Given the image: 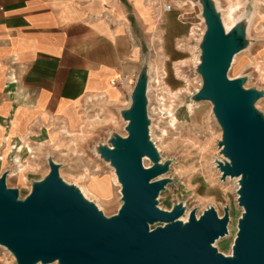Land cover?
Segmentation results:
<instances>
[{"label": "water", "instance_id": "obj_1", "mask_svg": "<svg viewBox=\"0 0 264 264\" xmlns=\"http://www.w3.org/2000/svg\"><path fill=\"white\" fill-rule=\"evenodd\" d=\"M206 31L200 43L198 72L203 85L194 100L209 101L222 129L219 142L225 161L218 162L221 180L239 178L238 204L243 213L232 255L214 243L228 235L229 208L220 218L214 208L188 221L182 204L171 211L158 207L169 180V163H161L150 140L148 74L144 67L123 111L127 136L114 135L110 146L98 147L114 167L121 184L122 206L106 217L81 191L65 183L60 165L48 160L50 172L19 199L0 178V245L17 264H264V115L255 103L264 96L245 89L244 78L229 79L235 55L246 47L242 25L226 32L213 0H200ZM152 161L146 168L144 158ZM157 225L154 229L151 226Z\"/></svg>", "mask_w": 264, "mask_h": 264}, {"label": "rangeland", "instance_id": "obj_2", "mask_svg": "<svg viewBox=\"0 0 264 264\" xmlns=\"http://www.w3.org/2000/svg\"><path fill=\"white\" fill-rule=\"evenodd\" d=\"M191 2H194V7ZM213 2L216 9L219 8L217 11L220 17L230 2L240 3L236 10L237 25L245 28L246 47L238 53V64L232 68L231 63L228 71L229 79L244 78L245 89L254 88L264 93V0H213ZM198 3L201 1L175 0L172 3L175 8H179L182 21L186 23L183 25L184 37L177 43L172 42L169 45L168 50L174 53L173 57L169 55L168 59L162 45L159 44L162 38L158 26L160 19L157 18L151 29L153 34L152 39L150 37V42H153L152 47L150 45L151 52L149 49L146 51L147 60L144 67H147L148 86L150 78L152 80V89L151 91L148 89L147 94V97L149 94L151 97L150 100L148 99L150 140L156 148L160 147L157 151L161 163L170 164L168 173L163 176L169 182L159 194L157 205L161 210L171 211L175 205L182 204L185 208L182 217L186 215V211L189 215L195 211L196 216L200 217L204 211L214 208L222 218L224 208L228 207L230 216L228 228L233 225L235 231L229 237L228 246H221L219 240L226 238L229 233L213 245L218 252L230 256L243 208L238 204L239 188L237 189L235 181L221 180V173L215 168V164L225 161V157L219 147L222 129L214 116L213 105L209 101L194 100V95L203 85L198 67L192 61L194 52L197 51L196 47L199 46L200 30L203 28L198 17L200 13ZM162 4L163 7L166 3ZM194 25L198 30H195V36H191V28ZM9 75L8 72L5 74L7 83ZM135 82L136 80L133 84ZM7 93L8 91L0 95V178L3 173H7V188L18 190L19 199H25L30 194L33 183L43 180L49 174V159L55 160L60 165V178L65 183L78 188L82 194V188L87 186L89 175L112 176V167L101 157L98 147L110 146V140L116 134L127 136L122 113L131 105V94L126 93L122 101L113 107H108L102 100L90 107L91 109L86 107L87 114L80 128L71 130L79 132L83 129L84 139L58 136L56 144L59 145L60 150L52 147L51 135L50 139H47L46 134L35 135L33 132L28 135H15L11 143L15 140L21 145L24 142L31 145L33 153L30 156L34 157L31 158L23 151L14 150V153L9 152L6 155L4 163L3 155L8 143L7 138L13 126L12 121H15L14 117L7 113L10 108L7 105L1 107V104L5 103ZM191 104L192 109L189 106ZM255 108L264 115V96L255 103ZM169 111H172L177 118L174 126L169 123L171 119ZM88 119L95 121L89 125ZM16 154L20 156L19 164L27 161L26 179L23 182L18 181L14 175L17 169L14 161ZM114 188L115 197L111 205L102 203L92 195L86 198L108 218L116 215L122 206V195L117 186ZM157 225L159 224L151 228L154 229ZM0 264H17L13 254L2 245H0Z\"/></svg>", "mask_w": 264, "mask_h": 264}, {"label": "crops", "instance_id": "obj_3", "mask_svg": "<svg viewBox=\"0 0 264 264\" xmlns=\"http://www.w3.org/2000/svg\"><path fill=\"white\" fill-rule=\"evenodd\" d=\"M170 2L0 0V95L8 91L1 107L18 124L15 135H65L80 128L86 107H113L130 95L155 19L168 59L169 45L184 37L179 8L163 10Z\"/></svg>", "mask_w": 264, "mask_h": 264}, {"label": "bare ground", "instance_id": "obj_4", "mask_svg": "<svg viewBox=\"0 0 264 264\" xmlns=\"http://www.w3.org/2000/svg\"><path fill=\"white\" fill-rule=\"evenodd\" d=\"M190 4L192 5V7H194V2H191ZM198 6H199V10H200V13H199L198 17L200 18L201 24L203 25V28L200 30L201 31L200 32V38L198 39V42H199V45H200V43L203 40L204 33L206 31V23H205V19H204V16H203L202 4L198 3ZM239 6H240V3L230 2V5L221 14V20H222L223 26L225 28V31L227 33L230 32L237 25L238 15L236 14V10L239 8ZM218 9L219 8H217V10ZM195 30L197 31L198 29H197V26L194 25L192 27V29H191V36H195L196 35V31ZM196 49H197V51L194 52V56L192 58V61H193L194 65L196 67H198L199 64L201 63V48H200V46H197ZM238 57H239V54L234 56L233 62H232V68L236 64H238ZM177 72H179L178 68H177ZM8 80H9V82L10 81H15V77L9 75L8 76ZM151 83H152V80L150 78V84L148 86L149 91H151V89H152ZM169 93L171 95H175V93L174 94L172 92H169ZM148 99L149 100L151 99L150 94L148 96ZM104 103L106 105H111L112 104L111 101H105ZM189 106L191 107L190 109H192V104L189 105ZM169 113H170V117H171L169 123L174 126L176 121H177V118L172 113V111H169ZM111 120H113V119H111ZM94 121L95 120L88 119L87 120V124L90 125ZM123 121H124L125 127H126L128 122L126 120H123ZM12 125L13 126H11L10 132H9L10 134H9V136L7 138V142L8 143H7V146H6V151H5L4 155H3L4 163H5L6 155L9 152L12 153L14 150H16L17 152H22L23 151L29 156L32 155V153H33V151H32L33 149L31 147V145H29V144H27L25 142L23 143V145L19 144L15 140H13V143H11V139L14 138L15 133H16L15 128H16V126L18 124H16V122L14 121L12 123ZM1 130L4 131L3 129H1ZM2 131H1V133H2ZM62 133L65 134V137H69L71 139L72 138H78L80 140H83L84 137H85L84 136L85 132L83 131V129H81L79 132H72L71 130H69L67 128H64L62 130ZM58 136H61V135H51V145L56 150H60V149H58L59 145L56 144L57 143L56 139L58 138ZM157 149L160 150V147L157 146ZM97 154L99 155V153H97ZM30 157L32 158L34 156H30ZM14 161L16 163L15 165L17 166V169L15 170L16 173L14 175L17 177L18 181L23 182L26 179V177H25L26 165L25 164H26L27 161L26 162L24 161L21 164H19L20 163V156L18 154H16V156L14 157ZM143 162H144V165H145L146 168H149V167L152 166V161L148 157H145ZM107 163L110 165L109 162H107ZM215 168L217 170H219L217 164H215ZM227 180L228 181L229 180H234L235 183H236L237 189L239 188V184H238L239 178H230V177H228ZM115 186L118 187V191H119V193H121V187L122 186H121V184H120V182L118 180V177H117V174L115 172L114 167H112V176H107V175H89L88 178H87V186L85 188H82V192H83L85 198H89V195H92L95 198H97L99 201H101L102 203H104L106 205H111L113 203L114 197H115V188H114ZM188 215H189V212L186 211V215L181 218V221L187 222L188 221ZM228 230H229V235L226 236V238H222L221 240H219L221 246H228L229 245V242H230V238L229 237L235 231L233 225H230ZM219 241H217V243Z\"/></svg>", "mask_w": 264, "mask_h": 264}, {"label": "built area", "instance_id": "obj_5", "mask_svg": "<svg viewBox=\"0 0 264 264\" xmlns=\"http://www.w3.org/2000/svg\"><path fill=\"white\" fill-rule=\"evenodd\" d=\"M174 8L173 4L172 3H166L164 6H163V10L165 12H170L172 11ZM193 27V26H192ZM192 29V28H191ZM191 35V34H190Z\"/></svg>", "mask_w": 264, "mask_h": 264}]
</instances>
